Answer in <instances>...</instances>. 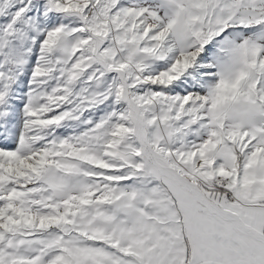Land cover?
Returning <instances> with one entry per match:
<instances>
[{
	"label": "snow or ice",
	"instance_id": "obj_1",
	"mask_svg": "<svg viewBox=\"0 0 264 264\" xmlns=\"http://www.w3.org/2000/svg\"><path fill=\"white\" fill-rule=\"evenodd\" d=\"M0 264H264V0H0Z\"/></svg>",
	"mask_w": 264,
	"mask_h": 264
}]
</instances>
